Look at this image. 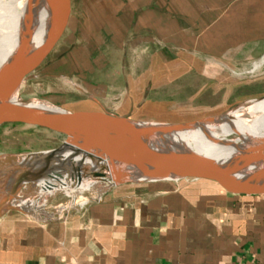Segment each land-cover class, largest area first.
<instances>
[{
    "label": "rangeland",
    "instance_id": "374dc122",
    "mask_svg": "<svg viewBox=\"0 0 264 264\" xmlns=\"http://www.w3.org/2000/svg\"><path fill=\"white\" fill-rule=\"evenodd\" d=\"M146 1L70 0L62 38L34 77L24 83L19 99L178 123L220 116L248 100L264 97V35L236 34L234 0H207L216 8L210 12L203 10L206 4L202 0H193L198 2L194 5L189 2L192 0H162V5L152 0L144 5ZM12 6L10 0H0V29L6 22L3 11ZM136 6L141 9L134 10L133 16ZM155 6L162 13L161 20L141 24L133 19L136 12L154 10ZM155 54L160 58L155 69L160 81L144 86L156 89L143 97V90L128 96L125 80L154 78V68L151 72L149 65ZM193 62L198 66H192ZM249 138L242 137L245 143ZM64 139V134L44 128L0 127V160L53 149ZM111 182L104 174L95 176L88 192L82 193L92 201ZM70 201L65 192H57L46 200L44 209L30 214L54 217L59 207ZM78 208L69 207L67 212Z\"/></svg>",
    "mask_w": 264,
    "mask_h": 264
},
{
    "label": "crops",
    "instance_id": "0c3cea01",
    "mask_svg": "<svg viewBox=\"0 0 264 264\" xmlns=\"http://www.w3.org/2000/svg\"><path fill=\"white\" fill-rule=\"evenodd\" d=\"M206 1L203 10L216 9ZM233 10L236 34L264 35V0H234ZM133 19L148 23L162 13L155 6ZM159 60L155 54L150 61L151 80H125L128 96L156 89L144 84L160 81ZM100 194L54 217L6 213L0 219V264H264V199L231 197L191 180L125 182Z\"/></svg>",
    "mask_w": 264,
    "mask_h": 264
},
{
    "label": "water",
    "instance_id": "95a60500",
    "mask_svg": "<svg viewBox=\"0 0 264 264\" xmlns=\"http://www.w3.org/2000/svg\"><path fill=\"white\" fill-rule=\"evenodd\" d=\"M70 12V0H64L57 21L45 40L36 47L27 41L4 71L0 86V127L44 128L64 134L65 139L56 148L30 152L20 163H15L17 159L0 167V173L6 168L11 173L0 191V219L10 211L27 214L21 207L22 202L40 188L61 180L65 165L74 162L103 168L119 163L136 167L149 176L147 180L138 181L124 176L109 183L104 191L125 182L191 180L231 197L264 199V173L255 167L256 162L264 160V145L259 146L249 159L233 154L222 161L202 154H177L154 147L153 142L158 136L182 130L204 119L159 122L104 110L66 109L52 103L54 108L29 106L25 101L16 104L14 96L19 97L24 83L34 77L62 38ZM32 13L33 0H27L29 21ZM30 28L28 22L29 31Z\"/></svg>",
    "mask_w": 264,
    "mask_h": 264
},
{
    "label": "bare ground",
    "instance_id": "6f19581e",
    "mask_svg": "<svg viewBox=\"0 0 264 264\" xmlns=\"http://www.w3.org/2000/svg\"><path fill=\"white\" fill-rule=\"evenodd\" d=\"M10 1L13 6L3 11L2 19L6 22L0 29L3 35L0 39V86L7 64L9 65L11 60L22 51L27 41H30L31 46L36 47L45 40L56 23L64 3V0H33V13L29 21L27 0ZM28 22L31 23L30 31ZM13 99L16 104L23 102L17 95ZM26 104L39 108H54L47 101L35 100ZM203 119L204 121L182 130L158 136L153 142L154 147L177 154H202L222 161L233 154L249 159L259 146L264 145V97L248 100L220 116L213 115ZM236 134L239 135L237 139L229 138ZM245 135L250 137L246 143L242 139ZM241 139L242 142H240ZM24 157L22 156L15 163H20ZM10 161L5 158L0 160V167L8 165ZM108 166H112L113 169ZM255 167L259 172L264 173V160L256 162ZM4 170L5 172L0 173V191L11 176L10 169ZM102 174L112 181L124 176L137 181L149 179L147 174L141 173L136 167L124 164L111 163L103 168L100 165L69 163L65 165L61 180L40 188L38 197L28 198L22 202L21 207L28 213L44 209L42 207L46 205V200H49L51 195L62 191L71 198L68 206H58V215L62 212L65 214L69 207H80L87 202L89 198L82 192H88L94 177Z\"/></svg>",
    "mask_w": 264,
    "mask_h": 264
}]
</instances>
